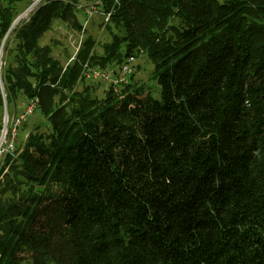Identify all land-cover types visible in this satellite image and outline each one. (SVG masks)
Listing matches in <instances>:
<instances>
[{"label": "trees", "instance_id": "16d2710c", "mask_svg": "<svg viewBox=\"0 0 264 264\" xmlns=\"http://www.w3.org/2000/svg\"><path fill=\"white\" fill-rule=\"evenodd\" d=\"M81 1L41 0L3 45L0 131L37 98L47 128L18 149L28 115L0 157V264H264V0H105L103 55ZM57 22L83 37L65 63L41 43ZM141 51L159 98L76 91L86 62Z\"/></svg>", "mask_w": 264, "mask_h": 264}, {"label": "rangeland", "instance_id": "374dc122", "mask_svg": "<svg viewBox=\"0 0 264 264\" xmlns=\"http://www.w3.org/2000/svg\"><path fill=\"white\" fill-rule=\"evenodd\" d=\"M34 1L35 0H17L16 9L18 12L15 20L18 18V16L21 13H23L28 7H30ZM114 1L115 3L119 2V0H114ZM40 2L41 0L35 7H37L40 4ZM104 3L105 0H91L88 2L84 0L76 5V8L78 10L84 9L85 13L87 14L85 18L86 21L84 28H86L87 31L89 32V36H92L96 40L95 52L100 55L104 54V45L112 41L113 33H119L118 29H113L112 32L107 30V24L109 23L111 11L110 12L103 11ZM32 11H30L24 18H22L21 21L16 25V27L21 25L23 21H27L31 16ZM11 33L12 32H9L6 38L8 37L11 38ZM82 40L83 37L81 38L80 34L71 31L62 22H57L56 28H53L51 31H49L42 38L41 43L43 45L45 44L51 45L55 57L60 59L63 63H65L69 56H72V59L75 58L76 56L75 54H77L76 52H78L79 49L81 48L80 46L82 44ZM2 56H3V50L0 55V73H1ZM124 59L118 63H110L106 67L120 65L124 61ZM132 82L133 84H135V87L142 86L151 95H154L155 97L158 98L160 97V90L157 81L153 77V65L146 57L145 51L142 54L137 55L136 62L134 64L131 83ZM0 85L1 88L3 89L1 76H0ZM110 86L112 85L106 83V81H103L101 79L86 77L85 80H82L77 84L76 91L78 92L84 91L91 94L92 96L98 97L99 99H105L107 95V91L110 90ZM117 89H119L118 90L119 92L124 91L123 87H118ZM20 107H23V103H21ZM4 113H5V109H4ZM4 117L5 116H3V123L4 121H6L7 124L5 130L2 129L3 131L2 130L0 131V137H2L3 134H5L3 144L5 143V139L8 138V134L12 124L11 119L8 118L7 120ZM25 122H26V126L23 128L21 133L18 131L17 134L18 149H20L21 145L25 142L28 133L30 131H33L37 125H39L42 129L47 128L46 120L40 115L38 111L32 114L31 116H29ZM6 172H8V169H6L4 174ZM5 194L9 195L8 192L4 193V195ZM14 196L19 200V202L22 205L32 209L33 215L37 214L38 208L35 207L32 201L29 200L28 198V189L25 188L23 190H20L16 194H14Z\"/></svg>", "mask_w": 264, "mask_h": 264}, {"label": "built area", "instance_id": "2783aa9c", "mask_svg": "<svg viewBox=\"0 0 264 264\" xmlns=\"http://www.w3.org/2000/svg\"><path fill=\"white\" fill-rule=\"evenodd\" d=\"M142 53L143 51L140 52V54ZM136 58V54H131L127 56L120 65L109 67H103L100 64L92 65L86 62L83 66V76L85 79L86 77L101 79L115 88H125L131 83ZM37 103L38 98L32 100L27 105L24 112L12 120L11 131H9L8 138L5 139L4 144L3 141L5 134H3V140L0 145V157H4L9 151L14 150L16 146L17 127L22 124L28 115L35 111Z\"/></svg>", "mask_w": 264, "mask_h": 264}, {"label": "bare ground", "instance_id": "6f19581e", "mask_svg": "<svg viewBox=\"0 0 264 264\" xmlns=\"http://www.w3.org/2000/svg\"><path fill=\"white\" fill-rule=\"evenodd\" d=\"M40 0H35L30 7H28L23 13H21L18 18L14 21L13 27L11 28L10 31L21 21L22 18H24L30 11L33 10V8L39 3ZM3 136L0 139V145L2 143Z\"/></svg>", "mask_w": 264, "mask_h": 264}, {"label": "water", "instance_id": "95a60500", "mask_svg": "<svg viewBox=\"0 0 264 264\" xmlns=\"http://www.w3.org/2000/svg\"><path fill=\"white\" fill-rule=\"evenodd\" d=\"M13 24H14V22H13ZM13 24L11 25L9 31L7 32V34H6L5 38H4V41H3V43H2V47H1V49H0V55H1V52H2V50H3V45H4V42H5V39H6L7 35H8V33L10 32L11 28L13 27ZM4 116H5L4 118H6V119L8 120V111H7V107L5 108V115H4ZM6 124H7V122L4 121V123H3V130H5ZM3 130H2V131H3Z\"/></svg>", "mask_w": 264, "mask_h": 264}]
</instances>
